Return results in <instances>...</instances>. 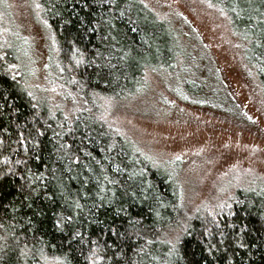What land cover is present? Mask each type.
Segmentation results:
<instances>
[{"label": "trees", "instance_id": "16d2710c", "mask_svg": "<svg viewBox=\"0 0 264 264\" xmlns=\"http://www.w3.org/2000/svg\"><path fill=\"white\" fill-rule=\"evenodd\" d=\"M208 1L247 43L264 100V0ZM40 3L82 109L67 118L32 100L8 70L0 19V264H264V191L186 216L167 176L104 117L147 72L174 71L175 33L140 0Z\"/></svg>", "mask_w": 264, "mask_h": 264}, {"label": "rangeland", "instance_id": "374dc122", "mask_svg": "<svg viewBox=\"0 0 264 264\" xmlns=\"http://www.w3.org/2000/svg\"><path fill=\"white\" fill-rule=\"evenodd\" d=\"M140 1L175 33L180 58L103 103L104 117L167 176L186 216L216 217L238 190L264 191V100L247 43L208 0ZM0 19L8 70L32 100L67 118L82 109L40 0H0Z\"/></svg>", "mask_w": 264, "mask_h": 264}, {"label": "snow or ice", "instance_id": "6c2138e0", "mask_svg": "<svg viewBox=\"0 0 264 264\" xmlns=\"http://www.w3.org/2000/svg\"><path fill=\"white\" fill-rule=\"evenodd\" d=\"M37 7H39V5H37ZM177 158H179V157H177ZM69 219H70V217H69Z\"/></svg>", "mask_w": 264, "mask_h": 264}]
</instances>
